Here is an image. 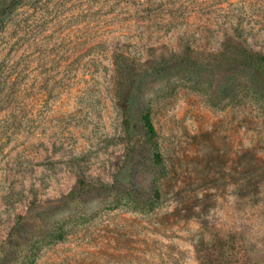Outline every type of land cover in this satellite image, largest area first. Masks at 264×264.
<instances>
[{"label":"rangeland","instance_id":"374dc122","mask_svg":"<svg viewBox=\"0 0 264 264\" xmlns=\"http://www.w3.org/2000/svg\"><path fill=\"white\" fill-rule=\"evenodd\" d=\"M0 12V264H264V0Z\"/></svg>","mask_w":264,"mask_h":264},{"label":"trees","instance_id":"16d2710c","mask_svg":"<svg viewBox=\"0 0 264 264\" xmlns=\"http://www.w3.org/2000/svg\"><path fill=\"white\" fill-rule=\"evenodd\" d=\"M2 14V12H0V15ZM254 62L251 64V66L253 67L254 71L261 77L264 78V56L259 57V60H253ZM118 68H121L120 64H117ZM124 115L126 117L129 116V113L127 110H124ZM141 123H142V127L144 130V134H145V140H146V145L148 146L149 150L153 153V157H154V163L156 166L158 167H162L163 166V159L162 156L160 154L159 151V144L157 141V132L155 129V126L153 124L152 118H151V113L150 111L146 110L142 113L141 116ZM104 190L107 189H114V186H108V185H104ZM155 192H157L158 190V186L157 183L154 184L153 186ZM89 190V185H87L85 183V181L81 180L78 182V186L74 189V191H72V193H70V198L71 199H76L79 196L87 193ZM158 197V196H157ZM51 237L54 238V240H62L63 239V235L62 233H58L57 231H52L50 233ZM34 245H32L33 247ZM33 250L29 251L28 253H26V255L24 256V258L22 259V261L19 264H26L27 261L31 260L34 255L32 254Z\"/></svg>","mask_w":264,"mask_h":264}]
</instances>
